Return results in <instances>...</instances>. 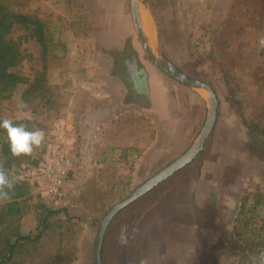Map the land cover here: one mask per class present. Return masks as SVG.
<instances>
[{"label": "rangeland", "instance_id": "obj_1", "mask_svg": "<svg viewBox=\"0 0 264 264\" xmlns=\"http://www.w3.org/2000/svg\"><path fill=\"white\" fill-rule=\"evenodd\" d=\"M150 1L152 4L145 0V11L153 21L160 48L187 75L213 87L219 99L218 120L205 149L193 163L115 217L105 237L103 263L137 264V241L147 221L177 222L196 213L201 227L198 264H259V255L264 252V150L242 119L264 129V46L260 43L264 38V11L252 0ZM9 5L14 13L42 20L53 32L52 45L44 57L42 46L29 38L24 26L15 25L13 29V37L28 55L18 71L29 82L37 75L44 76L45 85L53 88L58 87L52 83L57 72H70V56L96 53L91 46L81 48L78 44L94 37L97 25H103L106 8L124 6L131 15L130 0H13ZM135 39L139 41L136 30ZM118 64V72L124 76L121 62ZM28 84L17 85L11 98H0V118L23 121L26 115L22 111L30 110V119L45 132L43 145L30 156H21L22 169H32L34 161L42 162L52 155L58 125L54 114L36 111L40 97L30 99L29 110L17 107ZM57 93L60 96V90ZM197 115L196 111L182 113L175 122L173 145L163 153H152L145 162L140 161V152L130 159L115 152L96 159L86 158L76 148L73 177L63 196L55 200L43 189L32 187L24 204L26 214L19 222L20 231L34 237L40 213L58 210L61 213L52 218L58 233L72 226L62 264H94L93 248L101 220L114 205L191 147L205 123L207 109L203 120H195ZM195 122L198 127L192 129L189 124ZM6 139L3 132L0 153ZM220 155L233 162L225 172V185L244 176L237 218L228 209H221L218 199L211 200L205 212H197L193 200L203 167L216 163ZM122 238L127 242L122 243Z\"/></svg>", "mask_w": 264, "mask_h": 264}, {"label": "crops", "instance_id": "obj_2", "mask_svg": "<svg viewBox=\"0 0 264 264\" xmlns=\"http://www.w3.org/2000/svg\"><path fill=\"white\" fill-rule=\"evenodd\" d=\"M102 18L103 25H97L94 37L78 44L81 48L91 46L96 53L70 56L68 79L63 70L52 78L66 102L55 112V121L72 126L76 148L86 158L104 159L115 152L130 159L140 152V161L145 162L152 153H163L173 145L175 122L182 113L196 111L195 120H203L207 101L198 91L176 83L146 57L135 39L132 13L124 6L106 8ZM118 61L124 76L118 72ZM24 112L30 119L31 111ZM189 126L193 129L198 123ZM231 165L233 162L220 155L216 163L203 167L202 181L192 192L197 212H205L209 202L218 199L221 209L238 217L244 176L225 185V172ZM196 215L177 222L147 221L137 241V264H198L201 227Z\"/></svg>", "mask_w": 264, "mask_h": 264}, {"label": "trees", "instance_id": "obj_3", "mask_svg": "<svg viewBox=\"0 0 264 264\" xmlns=\"http://www.w3.org/2000/svg\"><path fill=\"white\" fill-rule=\"evenodd\" d=\"M12 1L0 0V98H11L17 85L29 83L22 95L23 102L28 104L31 98L40 97L36 111L41 110L49 116L55 115V112L60 110L59 106L66 105L64 97L58 96V88L45 85L44 76L37 75L33 81L29 82V79L18 71L28 55L22 48L21 42L13 37V29L15 25L24 26L30 32L29 38L36 40L42 46L44 57H46L47 49L52 45L53 32L49 31L40 19L12 12L9 7ZM252 1L264 11V0ZM148 2L151 1L148 0ZM151 9L156 18L153 5ZM28 107L24 110H29ZM239 115L241 116L240 113ZM13 122L17 125H25L28 130L38 128L32 119ZM242 122L259 138L260 148L264 150V129L244 119ZM3 132L0 130V136ZM54 151L55 148L52 155ZM20 158L21 156L11 155L7 139L2 142L0 162L3 163L10 178H15L16 183L11 200L0 204V264H62L64 260L62 252L66 250L65 244L69 242L72 226L58 233L52 218L58 216L60 211L49 210L40 213L37 234L34 237L20 231L19 222L26 214L24 204L31 188L36 186L18 178L26 170L21 168ZM40 163L41 161H34L32 164L38 166Z\"/></svg>", "mask_w": 264, "mask_h": 264}, {"label": "water", "instance_id": "obj_4", "mask_svg": "<svg viewBox=\"0 0 264 264\" xmlns=\"http://www.w3.org/2000/svg\"><path fill=\"white\" fill-rule=\"evenodd\" d=\"M130 6L136 33L147 57L160 71L165 73L167 76L176 82L194 89L204 95L207 101V117L198 137L182 156L177 158L163 170L153 175L151 178L137 187L123 201L114 205L101 220L93 248L94 264H104V241L109 226L115 217L122 210L139 200L141 197L152 191L164 181L171 178L178 171L193 163L205 149L206 143L212 135L218 120L219 99L213 87L208 83L198 81L183 72L165 55V53L160 48L157 39L152 41L149 35H147L144 29L142 18V10H147L145 8V0H130Z\"/></svg>", "mask_w": 264, "mask_h": 264}, {"label": "built area", "instance_id": "obj_5", "mask_svg": "<svg viewBox=\"0 0 264 264\" xmlns=\"http://www.w3.org/2000/svg\"><path fill=\"white\" fill-rule=\"evenodd\" d=\"M55 151L38 166L24 170L19 179L41 188L50 197L60 199L74 172L76 140L73 128L66 122L57 125Z\"/></svg>", "mask_w": 264, "mask_h": 264}, {"label": "clouds", "instance_id": "obj_6", "mask_svg": "<svg viewBox=\"0 0 264 264\" xmlns=\"http://www.w3.org/2000/svg\"><path fill=\"white\" fill-rule=\"evenodd\" d=\"M260 43L264 46V38H261ZM17 107L26 109L28 105L19 101ZM0 130L6 133L9 151L13 157L30 156L34 149L40 148L45 141V132L42 129L28 130L25 125L14 124L9 118H0ZM15 183V178H10L0 162V204L11 200ZM126 242V238H122V243ZM259 264H264V252L259 255Z\"/></svg>", "mask_w": 264, "mask_h": 264}, {"label": "bare ground", "instance_id": "obj_7", "mask_svg": "<svg viewBox=\"0 0 264 264\" xmlns=\"http://www.w3.org/2000/svg\"><path fill=\"white\" fill-rule=\"evenodd\" d=\"M142 18H143L145 32L147 33V35H149V37L153 41L155 39V28L149 13L145 11V9L142 10Z\"/></svg>", "mask_w": 264, "mask_h": 264}]
</instances>
